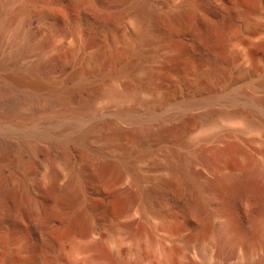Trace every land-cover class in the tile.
Wrapping results in <instances>:
<instances>
[{"label": "bare ground", "instance_id": "obj_1", "mask_svg": "<svg viewBox=\"0 0 264 264\" xmlns=\"http://www.w3.org/2000/svg\"><path fill=\"white\" fill-rule=\"evenodd\" d=\"M99 242L264 264V0H0V264Z\"/></svg>", "mask_w": 264, "mask_h": 264}, {"label": "rangeland", "instance_id": "obj_2", "mask_svg": "<svg viewBox=\"0 0 264 264\" xmlns=\"http://www.w3.org/2000/svg\"><path fill=\"white\" fill-rule=\"evenodd\" d=\"M104 245L102 244V242H99V243H97V245L95 244V246H91V248L88 249L84 253H91L93 256H96L97 258H99V261L100 262L103 261L105 264H117V263H114L113 260L111 261L110 253H108L107 248ZM62 253H68V251L67 252H62ZM193 256L194 255H191V257H193ZM195 256L193 258H191V261L192 262L190 261L189 264H202V261H203L202 259L203 258L197 257V256L195 257ZM242 256H243V253H236V255L229 261L230 264H233V262H236L237 261V258L240 259ZM197 259H199V260H197ZM125 263L126 264H131V263H128V262H125ZM125 263H121V264H125Z\"/></svg>", "mask_w": 264, "mask_h": 264}]
</instances>
